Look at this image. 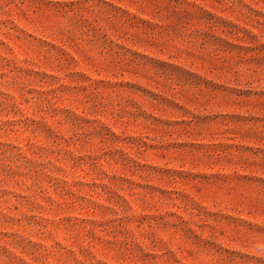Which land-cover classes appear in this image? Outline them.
I'll list each match as a JSON object with an SVG mask.
<instances>
[{"label": "rangeland", "instance_id": "rangeland-1", "mask_svg": "<svg viewBox=\"0 0 264 264\" xmlns=\"http://www.w3.org/2000/svg\"><path fill=\"white\" fill-rule=\"evenodd\" d=\"M204 1L227 6L222 12L203 4L251 31L239 33L243 40L236 43L259 49L264 55V32L244 25L238 17L242 10L239 0ZM242 2L260 12V22H264V5ZM188 8L184 0H0V264H264V220L259 216L264 213L263 192L235 194L240 211L196 199L207 207L210 214H205L186 194L174 203L152 197L147 185L166 191L181 189L168 185L167 179L157 183L147 178L148 169L140 166L192 175L215 173L191 159L197 154L195 144L205 145L201 154L212 152L211 147L218 144L259 148L260 158H264L261 142L188 136L197 129L204 135H217L221 127L217 118L228 113L252 118L250 123L264 136V67L254 75L260 87L245 88L260 90V112L217 110L215 102L192 108L182 97H170L171 88L175 93L196 91V84L202 82L197 83L193 75H203L220 87L234 86L204 74L199 64L174 50L188 46L204 52L210 43L184 17ZM103 15L109 18V25ZM145 20L149 23H142ZM108 28L133 37L156 35L166 48L148 50L125 38L115 41ZM76 42L86 55L75 48ZM118 45L146 55V59L132 56ZM89 60L112 62L117 65L114 70L140 63L146 73H158L154 79L159 88L140 85L174 103L158 114L141 100L121 94L120 86L111 85L128 78L103 74ZM163 63L181 69L170 72ZM165 79L170 82L169 91L160 86ZM140 110L164 121L182 119L167 113H189L184 118L191 123L181 135L160 141L143 128L121 127L118 121H132L143 114ZM126 137L148 139V143L157 140L154 143L178 147L187 156L182 166L160 163L142 147L137 149L140 154L126 148L122 141ZM137 170L140 172L135 173ZM232 172L222 171L226 175ZM237 172L260 176V191L264 190V170L260 174ZM171 178L180 179L177 175ZM171 213L181 216L184 223ZM204 224L210 229L201 234L198 227ZM222 228L226 237L231 236L229 243L218 240ZM188 229L202 240L196 242L186 233ZM188 235L196 244H190ZM191 250L201 255L194 256V262L185 254Z\"/></svg>", "mask_w": 264, "mask_h": 264}, {"label": "trees", "instance_id": "trees-1", "mask_svg": "<svg viewBox=\"0 0 264 264\" xmlns=\"http://www.w3.org/2000/svg\"><path fill=\"white\" fill-rule=\"evenodd\" d=\"M251 2L255 5H264V0H251ZM184 3L186 7L196 10V12H193L188 11L189 8L185 9L184 17L192 21L196 29L201 31L202 38L209 41L210 43L209 45L205 44L206 50L204 52L193 51L188 46L183 49L181 48V50H174L179 51V53L182 52L181 54L186 56L190 62L199 64V66H201V68L204 70V74L225 79L226 82L234 84V86L220 87L215 83H212V81H208L203 75L202 77L200 75L193 74L192 75L195 77L194 80H196L197 83L202 82L200 85L196 84L198 89L193 93L182 91L175 93L173 88H171V91H169L171 85L166 79L160 83V86H165L166 90L170 92L171 98L174 97L175 99L182 97V102L190 105L192 108H203L206 107L205 104L208 106L210 102H215L214 108L217 110L228 109V111L233 110L235 112H260V90L252 91L251 89L245 88H251L252 86H256L257 88L260 87V81H256L254 75L260 72V67H264V55H260L259 49L243 47L236 43L243 40V37H240L239 33L252 34V32L247 30L245 27L241 28L238 25L231 23L225 17L218 16L217 14L206 9L203 5L205 4L209 8H220L222 12H224L225 10L223 8H226L227 6H223L224 4L222 2L212 1L207 3L204 0H200V3H197L196 1L189 2L184 0ZM239 4L242 7V10L238 12V17L242 19L244 25L250 26L259 33L260 31L264 32V22H260V12H257L253 9V7L243 3L242 0H239ZM70 5L76 6L78 4L71 3ZM103 16L107 21L105 24L109 25V18L105 15ZM142 23L145 24L149 22L145 20V22ZM108 30L111 34V37H113L115 41L119 40L120 38H125L130 41L131 45L136 44L138 47L148 50L156 49L161 51V48H166L164 47L165 45L162 39L160 37L157 38L156 35L152 37H150V35H139L133 37L128 33H119L115 31V29L108 28ZM76 44L77 45L75 48L79 51V53L86 55V51H84V47L81 45V43L76 42ZM118 46L129 52L132 56H139L143 59H146V55L139 54L131 48L126 49L121 45ZM254 50L258 51L253 53L252 51ZM89 62L94 65L95 68L99 69L103 74H110L114 77L119 75L120 77L128 78L129 81H121L115 82L114 84H109L113 86H120L122 88L120 91L121 94L128 95L131 97L130 99L137 98L141 100L142 103L146 104L150 109L155 112H159L158 114L166 111V109H168L170 105L174 103L173 100L161 95L159 96L157 93L148 91L146 88L140 85V83L143 82L147 85L153 86L154 89L159 88V85H157V82L154 79L158 73H146L144 68L139 67L140 63L134 64V66H131L129 69H124V67H121L118 70H114L113 68L117 67V65L113 64L112 62L101 63L99 60L97 63H93L92 60H89ZM162 67H168L170 72L181 69L169 63H163ZM181 72L184 75H187L188 73L185 69H182ZM146 74H149L150 77H148ZM250 75H252V77ZM262 103L264 104V101ZM140 112L143 114L133 117L132 121H128L127 123L118 121L119 124H122L121 127L123 128L129 125L141 129L143 128L146 131L154 132L157 137H160L157 138L159 141L161 139L174 138L178 135H181L182 132H185L184 128L191 123V121L185 120L184 118L189 113H167L170 114V116L179 117L182 119L164 121L159 117H154L153 113H146L143 110H140ZM134 119L136 121H133ZM217 119L219 120V125H221L217 135H204L199 129H197L192 131V133L188 136L190 138L200 140L205 139V136H209L210 138H228L230 141L239 140L241 142H250L255 145H260V142L264 144V136H260V129L254 124L250 123L252 118H248L242 113H228L225 115H219ZM208 120L213 121V119ZM152 126L158 127L159 129H153ZM112 137L114 140L118 141L115 135H112ZM157 140H152L151 143H148V139L145 141L143 139L136 140V138L133 137H126V139H123L122 141L124 142L126 148L134 151L137 154H140L137 152V149L142 147L147 150L148 157H151L157 162H172L173 164L182 166L187 155L181 154L178 147L168 146L162 143H154ZM194 146L197 147V154L192 156L191 159L195 160V162H199L198 164L206 167L207 169L214 170L215 173L208 175H192L186 174L183 171L162 169L156 166L140 165L141 167L145 166V168L148 169L149 172L147 178L155 180L157 183H162V179H167L168 185L173 183L172 185L179 186L181 189L166 191L147 185L151 188L152 197L156 198L160 202L174 203L178 197H183L186 194L187 198L191 200L195 199L194 201L198 203L199 207L201 204L196 199L202 200L206 203L213 201L215 205L219 204V207H237V210L240 211L242 207H238L233 199L235 194L243 193L245 190L249 195L255 193L260 195V192H263L264 195V190L260 191V176H241L237 172V170L248 172L256 171L257 174H260V170H264V158H260L259 148L251 149L243 148L242 146L235 147L228 144H218L217 147H211L212 152L208 151V153L201 154V150L205 148V145L195 144ZM230 148L234 150H231ZM226 170H231L233 172L232 174H223L222 171ZM138 172L140 171L137 170L135 173ZM173 175H177V177L180 179L174 181L171 178ZM253 179L255 180L253 181ZM185 190L188 191L185 192ZM165 194H168V196H165ZM175 195H177V197H175ZM208 198L211 199L208 200ZM200 209H202L203 213L210 214L207 212V207L201 205ZM257 211H259L258 208ZM171 214V216L176 217L184 223V220L181 216L175 213ZM192 214L193 213H189L190 216H193ZM260 214V218L264 220V213ZM210 216L211 215L208 217ZM142 218L149 219L150 217L142 216ZM204 222H209V219L205 220ZM172 227L176 229L174 225H172ZM205 228L210 229V226L205 224L203 226H199V232L203 234L202 231H204ZM221 230L224 231L223 228ZM185 231L186 233L189 232V235L192 236V238H195L196 242L199 243V241L202 240L200 236L196 237L197 232L193 229H188ZM219 234L220 237L218 240L229 243L227 238H230L231 236L228 235L229 237H226L225 231L223 233L219 231ZM189 235L187 238L190 241V244H196L191 241ZM206 244H208V242H206ZM185 254L186 257L192 262L195 260L194 256H201L192 250L186 251ZM201 261L203 262V260Z\"/></svg>", "mask_w": 264, "mask_h": 264}]
</instances>
